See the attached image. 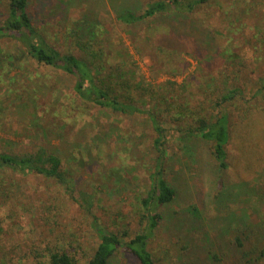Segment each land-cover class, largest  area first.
Returning a JSON list of instances; mask_svg holds the SVG:
<instances>
[{
	"label": "rangeland",
	"instance_id": "obj_1",
	"mask_svg": "<svg viewBox=\"0 0 264 264\" xmlns=\"http://www.w3.org/2000/svg\"><path fill=\"white\" fill-rule=\"evenodd\" d=\"M156 1L170 0H29L28 10L41 36L62 53L83 58L77 39L90 41L97 33L94 48L102 49L105 63L99 79L118 68L112 82L121 74L141 85L135 92L140 105L169 92L175 107L191 103L184 116L189 121L202 117L204 107L210 114L226 109L230 139L222 171L212 145L181 140L177 118L160 106L170 137L164 177L178 197L158 210L165 220L150 242L156 263L264 264V0H207L189 13L130 26L117 21L119 11L142 13ZM178 1L184 7L194 2ZM6 11L7 0H0V20ZM77 22L84 23L83 32ZM22 46L17 39L0 40V154L56 149L74 190L36 174L5 173L0 264H48L55 249L87 264L99 242L95 217L112 233L128 231L123 244L149 226L138 225L135 213L155 171L156 134L146 115L84 103L76 77L60 69L35 62L22 69ZM231 91L234 96L218 108ZM124 247L110 264H140Z\"/></svg>",
	"mask_w": 264,
	"mask_h": 264
},
{
	"label": "trees",
	"instance_id": "obj_2",
	"mask_svg": "<svg viewBox=\"0 0 264 264\" xmlns=\"http://www.w3.org/2000/svg\"><path fill=\"white\" fill-rule=\"evenodd\" d=\"M206 1L194 0L186 7L181 5L178 0L156 1L148 4L142 13H137L131 9L119 11L117 21L129 26L136 25L171 12H192L197 4ZM28 3L29 0H7L6 17L0 20V40L17 39L22 42L23 46L18 60H24V62L20 61L19 63L21 68L24 69L28 62H35L38 65L60 69L67 75L76 77L75 90L84 103L127 116L146 115L147 122L156 134L153 142V150L157 156L155 171L149 176V187L145 191L146 196L138 200L139 205H141V207L139 206L140 212L135 213L138 225L142 226L144 222L147 224L149 222V226L145 225L146 229L143 231H136L134 237L123 244L122 239L130 237L128 231L112 233L106 230L99 223V219L95 217L92 227L99 238V242L87 264H110L115 252L122 245L125 246L126 252L138 259L140 264H157L151 252L150 242L153 239L154 231L160 226L159 223L165 220L161 214L163 210L160 212L158 210L164 206L173 205L178 197L177 190L171 187L164 177L166 163L169 159L167 143L170 137L166 128L163 127L165 122L161 121L164 112L160 111V106L165 104L172 119L177 118L174 122L181 140H186V143H189L191 139H200L212 145L214 162L222 171L228 168L226 147L230 139L229 115L225 108H222L217 114H210L208 113L209 109L204 107L205 109L202 110L205 112L202 117L194 119V121L186 120L184 116L188 113L191 103L186 102L184 105L175 107L172 103L175 102L176 97H170L169 92L162 95L160 100L149 104L142 102L140 105L136 100L135 92L141 90V85L130 84L126 76L121 74H118L116 84L112 82L115 76L113 71H120L118 68H112L108 78L99 79L98 75L102 73L101 68H104L105 63L102 49L95 50L94 48L97 46V33L95 38H91L90 41L77 39L76 45L85 55L83 58L72 53H62L49 45L41 36L40 31L31 21ZM76 28L83 32L84 23L77 22ZM234 94L235 92H228V95L223 96L221 103H217L216 106L221 107ZM139 98L143 100V95L140 94ZM187 148L188 144H186ZM7 172L23 175L36 174L55 181L69 193H73L74 190V183L69 178L70 171L64 167L61 153L56 149L39 148L34 153L19 155L0 154V195L3 191L2 188L7 184L4 180V174ZM221 185L220 182L219 186ZM88 210L91 214L89 208ZM192 211L194 218H198L199 211L196 208ZM170 216L171 219L176 218V216ZM194 222L198 224L195 219ZM236 241L239 248L244 247L240 237H237ZM261 256H264V252ZM262 257L257 260H261ZM75 263V258L64 249L49 251L48 264Z\"/></svg>",
	"mask_w": 264,
	"mask_h": 264
}]
</instances>
